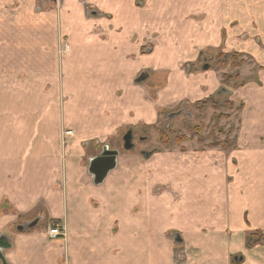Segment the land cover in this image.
Here are the masks:
<instances>
[{"label": "crops", "instance_id": "crops-1", "mask_svg": "<svg viewBox=\"0 0 264 264\" xmlns=\"http://www.w3.org/2000/svg\"><path fill=\"white\" fill-rule=\"evenodd\" d=\"M66 2L59 23L69 47L62 119L55 102L42 122L48 111L41 117L17 110L16 116L8 99L0 100V234L12 244L4 252L8 264H168L164 254L173 253L172 244L163 231L170 229L185 246L180 264H264V241L246 245L249 232L264 235V53L252 52L258 34L264 42V0H92L93 18L79 1ZM207 46L249 47L262 66L254 75L253 67H239L244 85L232 93L243 103L237 148L224 157L211 154L208 167L187 164L183 152L158 153L153 160L160 167L147 174L120 168L99 185L82 179L74 145L153 125L159 110L217 91L214 69L184 67ZM143 71L149 76L136 82ZM10 117L20 119V128L12 122L7 129ZM61 121L75 134L66 142L58 136ZM26 128L31 132L24 136ZM155 183L169 190L153 195L148 190ZM34 214L59 221L64 236L18 231ZM157 238L166 246L155 248Z\"/></svg>", "mask_w": 264, "mask_h": 264}, {"label": "rangeland", "instance_id": "rangeland-1", "mask_svg": "<svg viewBox=\"0 0 264 264\" xmlns=\"http://www.w3.org/2000/svg\"><path fill=\"white\" fill-rule=\"evenodd\" d=\"M66 1L68 0H56V3L52 0H0V100L3 98L5 100L8 99V109L12 110V113H9L13 115L18 116L19 111L17 110H23L26 111L25 113L29 112L30 114L39 111V115L48 111L47 115L42 118L43 122L44 119H49V111H53L50 103L55 102V105L52 106H56V119H62L64 110V70L62 60L68 54L67 49L69 47L66 44L65 36L59 23L60 15L62 16L65 11L63 8L66 6ZM77 1H79V7H85L83 13L87 17L93 18L97 16L96 3L92 2V0ZM94 22L96 23L95 19ZM223 34L225 36V33ZM249 37L252 36L249 35ZM261 40L262 37L258 34L256 43L260 42V45L255 49L251 48L252 52L264 53V42H261ZM153 43H155V40ZM240 49L207 46L199 51V56L195 61L184 63L185 69H189L190 72L200 71L205 65H207L208 69L215 70L219 76L220 86L210 96L215 97V100L220 104L225 100H231L233 102V109L228 111V113L218 110L214 114L218 115V112L225 113L222 115H228L227 117L214 118L212 109L195 108L197 101L184 102L182 103L184 107L183 114H179L180 111H177V107L159 110L158 120L155 124L131 127L132 142L134 143L133 149L126 150L123 147L122 137L127 131L126 129H121L119 133L112 137L98 140L97 142L95 141L96 138L85 139L80 145H74V151L80 157L79 168L81 175H83L82 179L84 178L90 183L93 182L92 176L87 171L89 158L99 155L102 148L106 145L109 149L117 151V165L116 168L109 172L110 175L118 173L117 171L120 168H141L140 170L144 174H147L145 173V169L149 168L151 170L154 166L160 167L161 161L153 160V158L159 157V154L164 153L183 152L187 164L194 165V162L198 161L200 163H207L208 167V164L214 161L210 159L211 154L218 153L221 157H224L223 154H228L236 149L239 141L237 136L240 129V110L242 109L240 105L242 103L239 99L232 97L234 88L238 87H235V84L233 85V81L226 82L224 75L239 74V71H241L239 67L241 65L237 68L230 67V63L224 67L216 66L215 57L220 53L237 54L239 55L237 59L243 61L242 67L249 68L250 71L252 67L254 68V75L258 68L261 69L262 66L259 65L256 57L247 51L249 47L247 49ZM241 72L244 73L243 70ZM188 110L190 111L189 115H187ZM171 114L173 116H170ZM17 118L13 119L10 117L8 130L12 126V122L15 128H20V119ZM51 120H54L53 116ZM185 120L190 122L191 128L198 126L199 133L187 132L183 125ZM158 122L160 123L159 125ZM27 123H29V120H26L23 126ZM26 129L28 130L25 131L24 136L31 132V129ZM71 130L61 121L58 136L66 142L67 139H64V137L66 138V136L71 135L68 136L71 138L73 135V131ZM161 132L165 133L162 139H160ZM178 133L185 136L180 144H177L176 140H174V137L179 135ZM18 135L17 133L14 134V136ZM25 141L26 139L22 138L16 142V144H19L18 150L21 149V145ZM167 141L170 143L169 146L166 143ZM151 160H153V165L150 164ZM127 179H124L126 180V183L123 185L125 190H128ZM61 182L63 181L61 180ZM166 189L169 190V187L161 183H155L150 186V190L148 191L153 195L159 196V193ZM143 203L144 201L140 204L136 203L135 207H131L132 210L131 208H126L125 215L130 212L132 214L138 212L141 208L140 205H143ZM44 216L46 217L45 214ZM45 217H42L39 224L35 226L36 230H44L47 227L49 222ZM34 219H36L35 214L25 217V221L28 222ZM25 221H20V224L27 223ZM163 232L166 233L164 236L169 239V244H172L173 253L164 254L168 256V264H180L186 258L183 251L185 246L177 245V241L181 239L180 233L174 229L164 230ZM256 239L257 237L253 236L250 240L255 241ZM153 241L155 248L161 244L162 247L163 245L164 247L166 246L165 239L157 238L153 239ZM167 247L169 248V246ZM158 261L162 262V264L165 262L164 259ZM160 262L158 263L160 264Z\"/></svg>", "mask_w": 264, "mask_h": 264}, {"label": "water", "instance_id": "water-1", "mask_svg": "<svg viewBox=\"0 0 264 264\" xmlns=\"http://www.w3.org/2000/svg\"><path fill=\"white\" fill-rule=\"evenodd\" d=\"M207 68V65L203 67ZM148 77V72L143 71L140 75L135 79L136 82L140 83L144 81ZM170 116H173L171 114ZM123 139V147L126 150H130L134 148V143L132 142V131L129 129L125 132L122 137ZM117 165V151L113 149H109L106 145L102 148V151L99 155L93 156L89 158V164L87 167L88 174L92 176L93 183L95 185L102 184L107 177L108 173L116 168ZM42 216L36 217V219L29 221L25 224H20L17 226L18 231H30L32 228L39 223ZM12 244L10 243V238L6 234H0V264H8L4 252L7 251Z\"/></svg>", "mask_w": 264, "mask_h": 264}, {"label": "trees", "instance_id": "trees-1", "mask_svg": "<svg viewBox=\"0 0 264 264\" xmlns=\"http://www.w3.org/2000/svg\"><path fill=\"white\" fill-rule=\"evenodd\" d=\"M237 54H231V53H220L218 54V56L215 57V65L216 66H220V67H224L226 66L228 63H230V67L232 68H237L239 67L240 65H242L243 61L242 60H239L237 59ZM224 80L226 82H230V81H233V85L235 87H241L244 85V80H241L240 77H239V74L238 73H232V74H226L224 75ZM242 103V102H241ZM243 106V103L240 105V107L242 108ZM195 108H210L213 110V114L216 112V111H225V113H228V111L232 110L233 109V102L231 100H225L222 104H220L217 100H215V97H212V96H209L207 98H203L201 100H198L196 103H195ZM225 113H219L218 112V115L217 114H214V118L215 117H227L228 115H222V114H225ZM160 117V116H159ZM160 123L158 122V125ZM184 128L187 132L191 133H199V127L195 126V128H191L190 127V122L185 120L184 123ZM164 132H161L160 134V139H162L164 137ZM179 135H177L176 137H174V140H176V143L177 144H180L181 141L183 140V138H185L184 135H182L181 133H178ZM167 145L169 146L170 143L167 141L166 142ZM253 236H256L257 239L255 241H251L250 239H252ZM264 241V235L261 231L259 230H256V231H251L247 234L246 236V245L248 247H251L255 244H259V243H262Z\"/></svg>", "mask_w": 264, "mask_h": 264}, {"label": "built area", "instance_id": "built-area-1", "mask_svg": "<svg viewBox=\"0 0 264 264\" xmlns=\"http://www.w3.org/2000/svg\"><path fill=\"white\" fill-rule=\"evenodd\" d=\"M45 234L48 236L49 239H58L64 236L65 229L64 226L58 222H50L46 229L44 230Z\"/></svg>", "mask_w": 264, "mask_h": 264}, {"label": "flooded vegetation", "instance_id": "flooded-vegetation-1", "mask_svg": "<svg viewBox=\"0 0 264 264\" xmlns=\"http://www.w3.org/2000/svg\"><path fill=\"white\" fill-rule=\"evenodd\" d=\"M52 1H54V3H56V0H52ZM95 14V13H94ZM188 71H190L189 69H187ZM148 76H149V74H148ZM147 79V78H146ZM182 103H184V102H182ZM182 103H180L178 106H177V111L179 110L180 112H179V114H183V112H184V107H183V104ZM190 114V111L188 110V114L187 115H189ZM168 116H169V114H167ZM132 141H133V139H132ZM114 150V149H113Z\"/></svg>", "mask_w": 264, "mask_h": 264}, {"label": "bare ground", "instance_id": "bare-ground-1", "mask_svg": "<svg viewBox=\"0 0 264 264\" xmlns=\"http://www.w3.org/2000/svg\"><path fill=\"white\" fill-rule=\"evenodd\" d=\"M68 50V49H67Z\"/></svg>", "mask_w": 264, "mask_h": 264}]
</instances>
